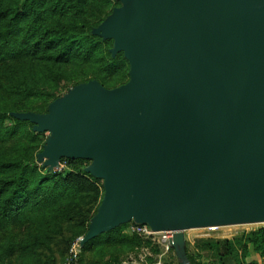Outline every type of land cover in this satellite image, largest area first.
<instances>
[{
	"label": "water",
	"instance_id": "water-1",
	"mask_svg": "<svg viewBox=\"0 0 264 264\" xmlns=\"http://www.w3.org/2000/svg\"><path fill=\"white\" fill-rule=\"evenodd\" d=\"M93 34L130 81H98L20 121L51 133L39 160L91 162L105 196L86 244L131 221L172 233L264 223V0H119Z\"/></svg>",
	"mask_w": 264,
	"mask_h": 264
},
{
	"label": "rangeland",
	"instance_id": "rangeland-1",
	"mask_svg": "<svg viewBox=\"0 0 264 264\" xmlns=\"http://www.w3.org/2000/svg\"><path fill=\"white\" fill-rule=\"evenodd\" d=\"M45 4L49 7L51 3ZM122 7L119 0H83L77 14L72 12L68 17H50L49 22L54 28L75 26L79 31L86 32L92 29L91 34L101 38L105 44L92 55L79 57L68 65L43 64L31 55L17 60L3 58L0 60V104L7 101L18 111L26 107L44 115L55 100L70 95L76 87L91 81H98L108 90L127 85L130 81V64L124 53L113 54L114 40H104L93 34L115 9ZM83 25L87 28L84 29ZM122 57L127 63L111 73L108 69L111 59L119 61ZM16 79L25 82L38 96L26 99L21 95H12L11 91L22 90V84L14 83ZM52 93L56 95L53 98ZM16 114L20 113L11 116L17 119ZM32 125L38 136L37 141L29 143L27 139L25 142L24 137L20 139L31 148V155L38 167L50 173L71 175L70 183H75L78 188L80 183L84 184L76 196L52 209L26 214L0 224V264H180L175 251H167L163 233L153 232L149 225L134 221L83 244L105 196L104 182L86 172L91 165L89 161L73 162L65 158L50 171V167L45 165L47 160L40 161L39 155L44 151L51 133L35 131ZM14 147L12 143H0V154L11 152ZM262 229L264 223L186 231L188 256L195 264H221L217 253L206 248V245L232 242L238 255L237 264H242L244 246ZM117 230L119 232L115 233ZM251 252L252 259L264 264V256L254 250Z\"/></svg>",
	"mask_w": 264,
	"mask_h": 264
},
{
	"label": "trees",
	"instance_id": "trees-1",
	"mask_svg": "<svg viewBox=\"0 0 264 264\" xmlns=\"http://www.w3.org/2000/svg\"><path fill=\"white\" fill-rule=\"evenodd\" d=\"M82 2L83 0H0V60L25 59L23 57L31 55L43 64L68 65L79 57L86 58L95 53L105 43L91 34L92 29L86 32L79 31L75 26L54 28L49 22L50 17L55 19L68 17L72 12L77 14ZM45 3L51 4L47 7ZM83 28L87 27L83 25ZM120 60L111 59L108 65L111 73L127 63L124 57ZM14 83L22 84V90L18 88L17 92L11 91L12 95H21L26 99L38 96L25 82L16 79ZM55 96L54 93L51 94V98ZM9 104L7 101L0 104V143H12L15 147L11 152L0 154V224L26 214L52 209L60 202L76 196L84 184L80 183L78 188L75 183H70L71 175L50 173L38 167L31 155V148L20 139L24 137L25 142L27 139L29 143L37 141L33 125L14 119L11 115L40 113L26 107L18 111L13 108L14 105ZM117 232L119 230L115 231ZM206 248L217 253L221 264H237L238 255L234 243L209 244ZM252 250L264 256V229L249 238L243 248L242 264H261L260 260L252 259Z\"/></svg>",
	"mask_w": 264,
	"mask_h": 264
},
{
	"label": "built area",
	"instance_id": "built-area-1",
	"mask_svg": "<svg viewBox=\"0 0 264 264\" xmlns=\"http://www.w3.org/2000/svg\"><path fill=\"white\" fill-rule=\"evenodd\" d=\"M164 234V236H165V242H167V247H166V249H167V251H169V250H173V248H172V246H171V241H172V238H173V234L172 233H163Z\"/></svg>",
	"mask_w": 264,
	"mask_h": 264
}]
</instances>
